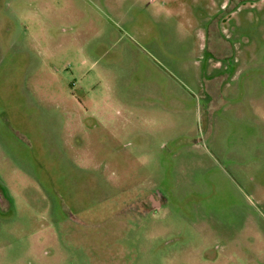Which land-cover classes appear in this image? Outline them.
<instances>
[{
  "label": "rangeland",
  "instance_id": "rangeland-1",
  "mask_svg": "<svg viewBox=\"0 0 264 264\" xmlns=\"http://www.w3.org/2000/svg\"><path fill=\"white\" fill-rule=\"evenodd\" d=\"M0 264H264V0H0Z\"/></svg>",
  "mask_w": 264,
  "mask_h": 264
},
{
  "label": "flooded vegetation",
  "instance_id": "flooded-vegetation-1",
  "mask_svg": "<svg viewBox=\"0 0 264 264\" xmlns=\"http://www.w3.org/2000/svg\"><path fill=\"white\" fill-rule=\"evenodd\" d=\"M144 201V211H139L136 209V212H143L144 214L156 211L161 207V201L155 195H149Z\"/></svg>",
  "mask_w": 264,
  "mask_h": 264
}]
</instances>
